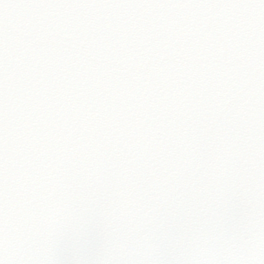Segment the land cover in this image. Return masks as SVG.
<instances>
[{
  "label": "snow or ice",
  "instance_id": "snow-or-ice-1",
  "mask_svg": "<svg viewBox=\"0 0 264 264\" xmlns=\"http://www.w3.org/2000/svg\"><path fill=\"white\" fill-rule=\"evenodd\" d=\"M0 264H264V0H0Z\"/></svg>",
  "mask_w": 264,
  "mask_h": 264
}]
</instances>
